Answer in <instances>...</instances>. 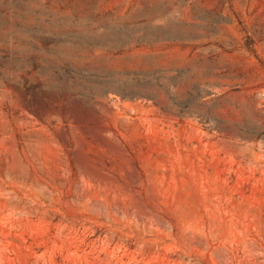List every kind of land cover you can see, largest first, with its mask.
Listing matches in <instances>:
<instances>
[{
	"label": "rangeland",
	"instance_id": "1",
	"mask_svg": "<svg viewBox=\"0 0 264 264\" xmlns=\"http://www.w3.org/2000/svg\"><path fill=\"white\" fill-rule=\"evenodd\" d=\"M0 264H264V0H0Z\"/></svg>",
	"mask_w": 264,
	"mask_h": 264
}]
</instances>
